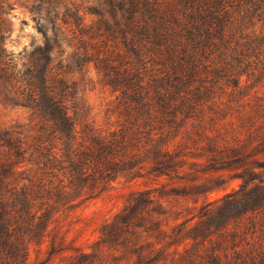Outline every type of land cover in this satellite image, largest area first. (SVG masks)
I'll list each match as a JSON object with an SVG mask.
<instances>
[{"label": "trees", "instance_id": "obj_1", "mask_svg": "<svg viewBox=\"0 0 264 264\" xmlns=\"http://www.w3.org/2000/svg\"><path fill=\"white\" fill-rule=\"evenodd\" d=\"M93 1L87 23L72 0H0V96L37 119L0 127V264H22L48 234L49 257L64 249L63 222L119 177L207 198L227 188L198 182L208 171L238 188L173 225L151 220L167 213L155 190L136 191L69 264H264V0ZM17 6L44 38L20 63L6 48ZM64 55L115 93L116 128L76 118L85 105Z\"/></svg>", "mask_w": 264, "mask_h": 264}, {"label": "rangeland", "instance_id": "obj_2", "mask_svg": "<svg viewBox=\"0 0 264 264\" xmlns=\"http://www.w3.org/2000/svg\"><path fill=\"white\" fill-rule=\"evenodd\" d=\"M72 1L75 8L80 9V14L84 13L85 21L89 23L93 16L85 13L89 8L94 7V1ZM12 20L14 31L6 40V48L12 53L14 59L20 63L24 56L29 54L34 47L43 44L44 38L37 30L32 16L23 7L17 6L14 9ZM61 50L67 51V48L62 46ZM64 57L65 55L59 58V70H62L66 80L77 83L78 95L85 105V112L83 114L78 112L76 118L88 121L99 131L104 132L116 128L118 126V117L114 111L115 93L99 82L97 72L91 64L82 69H76L75 65L66 66ZM36 121L37 119L32 115L31 110L20 105H14L10 101L3 100L0 96V127L27 126ZM197 174L202 176L198 178L200 179L198 182L206 180L207 186L214 185L215 181L221 186L222 183L223 185L227 183L226 190L220 189L210 193L206 198L204 194H194V188L192 187L178 190L181 193L185 191L186 194L184 195L174 194L170 187L172 185L177 186V182L171 183V181L164 178L156 179L152 175L139 176L134 179L119 177L110 189L94 199L79 205L68 221L63 222L60 237H65L63 242L64 249L49 257L52 234L45 235L41 240L31 242L26 259L22 264H69L71 255L75 253L74 249L93 252L96 249V242L102 233V226L114 220L117 213H121L124 208H127L130 197L136 191L155 190L153 194L162 203V207L167 210V213L158 217L152 216L151 220L158 221L162 225H173L184 220L190 211L198 212L206 199L218 198L225 191H229L231 188H238L240 182V180L232 179L226 171L222 178L218 180H213V177L217 176L216 172L208 171L204 174L205 176L200 172ZM206 176L211 179L205 178ZM196 199L197 201H195ZM136 204L133 207H137ZM193 207L196 208L192 210ZM151 220L137 218V222L142 224ZM192 225H196V228L206 232L209 221L197 223L195 218L192 221Z\"/></svg>", "mask_w": 264, "mask_h": 264}]
</instances>
